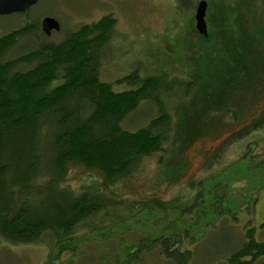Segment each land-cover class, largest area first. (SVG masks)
<instances>
[{
	"label": "rangeland",
	"instance_id": "obj_1",
	"mask_svg": "<svg viewBox=\"0 0 264 264\" xmlns=\"http://www.w3.org/2000/svg\"><path fill=\"white\" fill-rule=\"evenodd\" d=\"M202 1L209 5V30L228 39L231 51L226 52V44L206 40L198 32L195 15ZM48 16L58 20L62 30L51 37L43 33L46 37L41 35L40 39L55 43L105 16L113 17L116 26L103 50L106 55L100 67L101 80L112 84L116 92L140 87L151 78L158 81L155 86L160 85L148 92L124 121V127L136 131L161 113L170 117V123L161 128L165 138L162 149L142 157L115 184L108 183L97 171L77 166L68 171L62 187L77 191L99 181L104 184L112 209L135 210L125 228L122 225L96 234L81 226L76 235L77 252L66 250L55 259L56 264H95L131 245L137 235L147 231L146 225L161 222L148 221L150 214L140 211L141 206L154 199L181 206L194 201L201 191L211 193L217 184L222 185L218 190L227 191L237 217L231 219V213L223 210L217 221L220 227L214 229L211 225L203 241L190 246L195 254L191 264H226L244 241L246 229H254L256 239L263 242L264 0H39L24 16H0V38L12 35L27 22H38L41 28L43 18ZM246 33L252 38L248 54L238 43V39L245 43ZM35 46L33 37L22 38L4 60L25 55ZM213 50L219 51L217 56L207 55ZM232 52L244 54L241 67L230 68L224 60L223 56ZM258 60L252 70L251 65ZM29 68L21 66L22 70ZM133 75L137 78L135 84L130 83ZM233 75L237 76L235 82ZM199 76L201 82L192 83L194 87L188 91ZM232 87L234 93L224 97L225 89ZM231 110L236 115L228 112ZM257 164H261V172L252 167ZM39 183L42 181L33 184ZM177 218L167 213L162 228L174 224ZM56 252V240L51 235L30 245L1 241L0 264H45ZM150 263L168 264L158 255L155 259L152 256ZM256 264H264V258Z\"/></svg>",
	"mask_w": 264,
	"mask_h": 264
},
{
	"label": "trees",
	"instance_id": "obj_2",
	"mask_svg": "<svg viewBox=\"0 0 264 264\" xmlns=\"http://www.w3.org/2000/svg\"><path fill=\"white\" fill-rule=\"evenodd\" d=\"M115 26L116 20L105 16L55 43L40 39L45 35L40 34L38 22H27L12 35L0 38V242L30 245L51 235L57 252L45 264H56L55 259L66 250L77 252L76 235L81 226L96 234L122 225L125 228L135 210L112 209L104 184L99 181L77 191L62 187L73 166L97 171L108 183L115 184L142 157L163 147L161 128L170 123L168 115L161 113L136 131L124 127V121L148 92L160 87L155 86L158 81L147 79L140 87L116 92L112 84L101 80L100 67L106 55L103 50ZM28 36L34 38L35 48L5 61L4 56ZM217 37L209 30L206 40L226 44V52L231 51L228 39ZM251 41L247 33L245 43L238 39L247 54ZM217 52L207 55L217 56ZM243 55L232 52L223 57L230 68L236 69L242 66ZM258 63L251 65L252 70ZM22 65L31 68L22 70ZM131 79L130 83H137L135 75ZM200 82L199 76L190 85ZM234 90L226 88L224 97ZM228 112L236 115L235 111ZM260 165L252 167L261 172ZM35 181L42 183L33 184ZM221 186H213L211 193L201 191L194 201L181 206L159 199L141 206L140 211L150 214L148 221L161 222H146L147 231L137 235L131 245L95 264H156L150 263L156 255L168 264H191L195 254L190 246L203 241L211 225L214 229L220 227L217 221L223 210L231 213V219L237 217L227 191L218 190ZM169 212L178 218L162 228ZM188 216L193 220L184 221ZM195 225L198 228L194 229ZM243 238L226 264H256L264 258V241L256 239L254 229H246Z\"/></svg>",
	"mask_w": 264,
	"mask_h": 264
},
{
	"label": "water",
	"instance_id": "obj_3",
	"mask_svg": "<svg viewBox=\"0 0 264 264\" xmlns=\"http://www.w3.org/2000/svg\"><path fill=\"white\" fill-rule=\"evenodd\" d=\"M39 3V0H0V16H9L13 14H27L30 10ZM208 3L202 1L198 4L195 15L196 28L203 35H208L206 23ZM43 33L47 37H51L54 33L61 32V24L53 17H45L41 22Z\"/></svg>",
	"mask_w": 264,
	"mask_h": 264
},
{
	"label": "flooded vegetation",
	"instance_id": "obj_4",
	"mask_svg": "<svg viewBox=\"0 0 264 264\" xmlns=\"http://www.w3.org/2000/svg\"><path fill=\"white\" fill-rule=\"evenodd\" d=\"M207 3H208V2H207ZM208 6H209V5H208ZM207 14H208V9H207ZM206 18H207V16H206ZM195 22H196V20H195ZM206 23H207V21H206ZM207 28H208V26H207ZM208 35H209V28H208ZM208 35H207V36H208ZM207 36H206V37H207Z\"/></svg>",
	"mask_w": 264,
	"mask_h": 264
}]
</instances>
